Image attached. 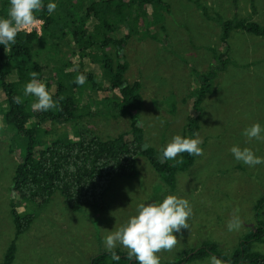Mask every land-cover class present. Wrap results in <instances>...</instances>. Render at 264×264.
Returning a JSON list of instances; mask_svg holds the SVG:
<instances>
[{
	"label": "rangeland",
	"instance_id": "374dc122",
	"mask_svg": "<svg viewBox=\"0 0 264 264\" xmlns=\"http://www.w3.org/2000/svg\"><path fill=\"white\" fill-rule=\"evenodd\" d=\"M207 1L171 0V4L179 6L177 11L171 8L169 13L165 6L157 5L135 24L134 33L123 26L112 35L123 38L130 34L125 50L119 55L128 64L125 78L129 84L142 85L144 105L138 126L144 130L146 146L153 148L158 158L173 136L188 132L189 118L195 115V95L200 88L196 83L198 75L211 71L212 64L205 68L207 59L222 49L220 19L246 20L264 26V0H210V6H206ZM203 13L212 14V18L206 21ZM162 26L166 29H161ZM166 34L171 36V43ZM61 45L66 52L74 46L71 40L69 45ZM228 45L231 49L228 69L218 72L210 81L211 90L199 121L200 131L195 135L203 142V155L196 156L191 169L177 172L173 185L147 158L139 157L137 178L116 179L107 196L108 208L103 212L93 208L72 212L59 193L43 208L16 200L15 171L28 141L8 126L0 112V124L4 125L0 129V260L15 241L14 264H91L94 257L107 252L103 238L135 215L137 203H159L169 194L187 199L192 215L189 228L176 234V246L157 254L161 264L175 263L184 251L199 249L204 243H215L220 253L232 256L244 237L260 226L258 219L264 224V203L258 210L259 217L256 210L264 200V164L248 167L237 162L230 151L233 145H239L264 156V140L249 141L242 134L255 123L264 126V37L234 30ZM43 46L45 50L39 51L46 57L50 46ZM116 50L114 46L105 51L95 48L84 61L77 59L80 63L75 70L93 74L96 83L106 90L110 82L103 67V52L116 59ZM56 89L55 85L50 88L51 92ZM106 93L112 102L121 101L119 91ZM106 93L93 90L87 79L76 92L79 106L76 121L62 126L42 125L37 150L46 149L59 137L74 140L80 132L89 130L103 140L130 131L131 117L111 107V102L105 104ZM31 100L32 105L35 97ZM31 122L33 125L36 121L33 118ZM167 161L171 165L183 164L180 155ZM13 203L22 216L37 214L30 230L18 239L11 215ZM236 215L241 228L230 232L227 224ZM115 250L128 251L121 246ZM253 252L264 255V240L253 244ZM209 258L186 264H208Z\"/></svg>",
	"mask_w": 264,
	"mask_h": 264
},
{
	"label": "trees",
	"instance_id": "16d2710c",
	"mask_svg": "<svg viewBox=\"0 0 264 264\" xmlns=\"http://www.w3.org/2000/svg\"><path fill=\"white\" fill-rule=\"evenodd\" d=\"M48 2L49 0H44L45 7L37 13L38 20L42 22L41 33L37 30L30 33L20 31L16 44L10 50L0 46V112L8 126L28 141L25 155L21 154L18 158L15 171L13 192L16 200L32 202L43 208L59 193L72 212L79 213L87 208L103 212L108 208L107 196L115 180L137 178L139 157L147 158L153 168L165 175L173 185L175 174L191 169L196 156L180 154L183 164L171 165L167 160L162 161L161 156L158 158L153 148L146 146L144 130L138 126L139 113L144 105L142 85L139 82L129 84L125 78L128 64L119 55L130 34L123 39L112 36L125 23L128 30L134 33L133 29L141 21L142 13H147L157 5L165 6L167 10L170 6L164 0H55L57 9L49 15L46 8ZM8 7V0H0V16H7ZM139 12L142 13L138 14ZM220 23L223 30V52L220 54L215 51L216 68L213 67L208 74L198 75L196 83L200 88L195 95V115L189 118L188 132L184 136H194L200 131L199 121L206 95L211 90L210 81L230 63L228 54L231 49L228 40L232 31L241 29L264 37V26L257 23L239 19H220ZM70 40L74 46H69L70 52H66L61 44L69 45ZM43 44L50 46V50H46V57L39 51L45 48ZM110 46L117 48V55L114 59L103 52V67L110 82L106 91L96 83L93 74L75 69H78L77 64L80 63L77 59L84 61L91 50L100 47L101 51H105ZM84 67L82 64L81 68ZM70 68L74 71L69 72ZM32 73H36L37 78L47 85L53 99L59 101L57 109L47 112L31 109V99L34 97H24L23 87L30 81ZM80 74L87 76L93 90L105 93L119 91L121 101L112 102L107 93L104 94L103 101L105 104L111 102V107L121 110L122 115L131 117V130L107 140L89 130L80 132L74 140L59 137L46 149L37 150L41 144L39 135L42 125L50 123L62 126L76 121L79 112L76 92L80 90V86L74 80ZM54 85L57 89L51 92L50 88ZM14 96H21L23 103L15 104ZM33 118L36 122L32 125ZM69 167L75 168V172H70ZM263 203L264 200H261L256 207L257 217ZM11 215L17 239L30 230L37 218L36 213L22 216L15 203L12 204ZM258 220L260 226L244 237L232 256L220 253L215 243H204L199 249L184 251L177 262L169 264H186L211 256L227 264H264V255L253 252V244L264 240V224ZM115 251L121 257L118 262H113L109 253L105 252L94 257L91 264H136L134 258L132 261L128 260L127 253ZM16 255L17 245L14 241L0 264H14Z\"/></svg>",
	"mask_w": 264,
	"mask_h": 264
},
{
	"label": "clouds",
	"instance_id": "9594fccd",
	"mask_svg": "<svg viewBox=\"0 0 264 264\" xmlns=\"http://www.w3.org/2000/svg\"><path fill=\"white\" fill-rule=\"evenodd\" d=\"M7 16H0V46L10 50L17 42V35L21 30H30L40 21L37 13L44 7V0H8ZM47 12L52 15L57 9L55 0H49L46 5ZM87 82V76L77 75L74 83L83 86ZM23 96L35 97L32 103L33 111L47 112L57 109L59 101L53 99L47 85L32 73L30 81L23 87ZM13 102L17 105L23 103L21 96H14ZM4 125L0 124V129ZM244 136L251 140H264V126L255 123L244 129ZM202 140L198 136L175 135L162 149L161 159L175 160L180 154L187 153L189 156H202L204 149ZM233 158L248 167L264 164V156L257 155L251 148H241L233 145L230 149ZM70 172L75 168L69 167ZM192 208L189 201L174 194L165 195L159 202L141 201L136 205V213L119 228L109 231L103 240L106 251L113 262H118L121 257L115 249L118 246L126 248L127 258L136 264H161L157 255L162 250L170 251L178 240L177 235L182 229L189 228V219ZM241 228V220L238 215L228 222V231H238ZM175 233V234H174ZM208 264H221L220 259L211 256Z\"/></svg>",
	"mask_w": 264,
	"mask_h": 264
},
{
	"label": "crops",
	"instance_id": "0c3cea01",
	"mask_svg": "<svg viewBox=\"0 0 264 264\" xmlns=\"http://www.w3.org/2000/svg\"><path fill=\"white\" fill-rule=\"evenodd\" d=\"M168 4H169V6H170V9L168 10V13L170 12V10H171V8H173L175 11H177V9H178V6H175L174 4H171L170 2H171V0H165ZM212 2L209 0V1H207V3H206V6H210V4H211ZM206 10H208V8L206 9ZM142 13V12H141ZM199 13L200 14H202V12H200L199 11ZM204 14V13H203ZM144 15H147V13H142L141 14V17L142 16H144ZM204 16H205V14H204ZM208 16H209V18L207 17V16H205V20L207 21V20H210V18H212V14H208ZM130 20H131V17H130ZM151 20V19H150ZM223 20V19H222ZM221 20V21H222ZM226 21V20H225ZM219 24L221 25V23H220V21H219ZM213 25H209V27H212ZM222 26V25H221ZM124 27H126L127 29H128V27H127V23H125V26ZM121 28H123V26L121 27ZM165 28V26L163 27L162 26V28L161 29H164ZM166 29V28H165ZM163 31V30H162ZM128 34L126 33V35L125 36H123V38H126V37H128L127 36ZM222 35V34H221ZM114 38H117V37H114ZM123 38H118V39H123ZM166 38H168V40H169V42L171 43V36L170 35H168V34H166ZM165 40V39H164ZM163 40V41H164ZM220 40H221V37H220ZM127 41H129V38H128V40ZM168 43V42H167ZM221 43H222V41H221ZM128 44V42L125 44V46H124V48H123V50H121V51H124L125 50V47H126V45ZM208 48V47H207ZM222 48V47H221ZM215 50V49H214ZM221 50V52H220V54H222V49H220ZM120 57L122 58V56L120 55ZM215 58H214V55H211V56H209L208 57V63H207V66L205 67L206 69L209 67V65L210 64H212L213 66L211 67V69L213 68V67H215L216 68V62H215V60H214ZM227 69L228 68H226L225 70H223L221 73H224L225 71H227Z\"/></svg>",
	"mask_w": 264,
	"mask_h": 264
},
{
	"label": "built area",
	"instance_id": "2783aa9c",
	"mask_svg": "<svg viewBox=\"0 0 264 264\" xmlns=\"http://www.w3.org/2000/svg\"><path fill=\"white\" fill-rule=\"evenodd\" d=\"M40 25L42 26L41 21L39 23H37L34 27H32L30 30H21V31H26V32L30 33V32H33L34 30H37L39 33H41Z\"/></svg>",
	"mask_w": 264,
	"mask_h": 264
}]
</instances>
